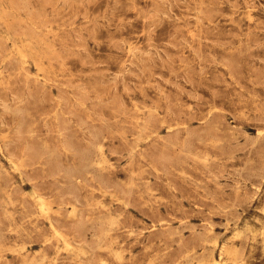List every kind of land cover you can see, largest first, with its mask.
Masks as SVG:
<instances>
[{"label":"rangeland","instance_id":"obj_1","mask_svg":"<svg viewBox=\"0 0 264 264\" xmlns=\"http://www.w3.org/2000/svg\"><path fill=\"white\" fill-rule=\"evenodd\" d=\"M0 75V264H264V0H0Z\"/></svg>","mask_w":264,"mask_h":264},{"label":"bare ground","instance_id":"obj_2","mask_svg":"<svg viewBox=\"0 0 264 264\" xmlns=\"http://www.w3.org/2000/svg\"><path fill=\"white\" fill-rule=\"evenodd\" d=\"M10 1H11V0H10ZM27 4H28V3H27ZM22 6H23V5H22ZM26 7H27V6H26ZM18 10H19V9H18ZM20 10L22 11V9H20ZM26 10H27V9H26ZM4 17H5V16H4ZM5 30H6V29H5ZM5 33H6V32H5ZM6 34H7V33H6ZM3 35H4V34H3ZM6 38H7V37H6ZM22 38H24V37H22ZM24 39H25V38H24ZM7 40H8V39H7ZM31 40H32V39H31ZM6 42H7V41H6ZM25 42H26V41H25ZM30 42H31V41H30ZM27 43H29V41H27ZM23 44H24V43H23ZM25 44H26V43H25ZM31 44H32V43H31ZM35 44H37V43H35ZM20 45H21V43H20ZM32 45H34V44H32ZM37 45H38V44H37ZM28 46H29V44H28ZM28 46H27V47H28ZM38 46H39V45H38ZM15 47H17V46H15ZM21 47H22V46H20V48H21ZM11 49H12V48H11ZM21 49L23 50L24 48L22 47ZM17 50L20 51L19 48L16 49V51H17ZM18 51H17V52H18ZM17 52H16V53H17ZM25 52H26V51H25ZM33 52H34V51H33ZM18 53H19V52H18ZM18 53H17V55H18ZM24 54H26V53H24ZM24 54H22V55H24ZM30 54H31V53H30ZM36 54H37V53H36ZM10 55H11V54H10ZM17 55H16V56H17ZM37 55H38V54H37ZM20 56H21V53H20ZM20 56H19V57H20ZM39 56H40V55H39ZM7 57H8V56H7ZM21 57L23 58V56H21ZM24 59L26 60V58H24ZM19 60H20V59H19ZM22 60H23V59H21V62H20L21 64H23ZM23 61H24V60H23ZM32 61H33V60H32ZM39 61H40V60H39ZM24 62H26V61H24ZM33 62H34V61H33ZM24 65H25V64H24ZM37 68H38V67H37ZM40 68H41V67L38 68V71H39ZM40 70H41V69H40ZM39 73H41V72H39ZM42 73H43V70H42ZM0 77H1V75H0ZM3 149H4V148H3ZM7 157H8V156H7ZM8 164H9V163H8ZM11 166H12V165H11ZM14 166H15V165H14ZM40 199H41V198H40ZM41 200H42V199H41ZM41 200H40L39 203H41ZM44 202H45V201H44ZM37 204H38V203H37ZM42 205L44 206V204H42ZM42 205L39 204V206H42ZM43 206H42V207H43ZM38 208H40V207H38ZM44 208H45V207H44ZM44 210H45V209H44ZM40 212H41V211H40ZM45 212H46V211H45ZM46 213H47V212H46ZM42 214H43V213H42ZM47 215H49V214H47ZM111 217H112V216H111ZM44 218H45V217H44ZM46 219H47V218H46ZM112 219H115V218L113 217ZM48 221H49V220H48ZM113 221H115V220H113ZM113 221H112V222H113ZM108 222H109V221H108ZM113 223L115 224V222H113ZM111 224H112V223H111ZM111 224H110V225H111ZM114 224H113V226H114ZM49 225H51V224H49ZM51 226H52V225H51ZM113 226H112V227H113ZM108 228H109V226H108ZM54 229H55V228H54ZM57 234H58V233H57ZM106 234H107V233H106ZM108 234H109V233H108ZM60 235H62V234H60ZM103 235H104V234H103ZM54 236H55V235H54ZM64 240H65V239H64ZM114 242H115V241H114ZM216 242H217V241H216ZM110 244H111V243H110ZM97 245H98V244H97ZM215 245H216V244H215ZM65 246H66V244H65ZM97 247H98V246H97ZM64 249H65V248H64ZM65 251H66V250H65ZM113 252H114V251H112V253H113ZM77 253H78V252H77ZM225 253H226V252H225ZM115 255H116V254H115ZM223 255H224V254H223ZM115 258H116V257H115ZM116 259H117V258H116ZM29 261H30V260H29ZM29 261H28V262H29ZM31 262H32V260H31ZM36 263H37V262H36ZM212 263H213V262H212ZM216 263H217V262H216ZM216 263H213V264H216ZM38 264H39V263H38ZM203 264H204V263H203ZM207 264H209V263H207Z\"/></svg>","mask_w":264,"mask_h":264}]
</instances>
